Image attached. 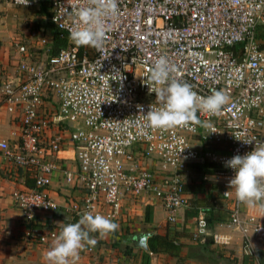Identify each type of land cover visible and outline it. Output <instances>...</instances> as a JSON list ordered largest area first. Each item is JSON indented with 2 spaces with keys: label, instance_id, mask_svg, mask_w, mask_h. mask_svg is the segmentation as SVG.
<instances>
[{
  "label": "built area",
  "instance_id": "2783aa9c",
  "mask_svg": "<svg viewBox=\"0 0 264 264\" xmlns=\"http://www.w3.org/2000/svg\"><path fill=\"white\" fill-rule=\"evenodd\" d=\"M7 1L24 10L39 2ZM45 1L50 23L65 34L67 45L34 61L17 45V75L0 81V106H11L20 120L16 145L0 141V153L33 182L13 194L24 222L56 208L45 190L65 135L75 169L63 172V182L83 191L69 202L72 217L91 212L113 222L125 199L145 196L160 204L167 223H174L188 204L181 172L189 164L211 163L218 168L212 177L222 198L231 200L220 226L236 232L245 255L253 257L250 243L264 245V224L229 188L234 172L225 161L264 142V48L255 37L264 27V0H116V13L100 18L101 44L82 47L71 39L74 30L85 27L77 13L95 5ZM161 57L169 65V83H187L203 97L223 91L228 99L221 110L213 115L198 111V124L148 126L143 114L160 106L156 93L166 87L150 79ZM51 128L54 132L47 134ZM204 141L228 148L205 149ZM153 162L161 169H152ZM206 231L199 215L195 238ZM54 237L46 232L26 239L45 243Z\"/></svg>",
  "mask_w": 264,
  "mask_h": 264
},
{
  "label": "crops",
  "instance_id": "0c3cea01",
  "mask_svg": "<svg viewBox=\"0 0 264 264\" xmlns=\"http://www.w3.org/2000/svg\"><path fill=\"white\" fill-rule=\"evenodd\" d=\"M37 11L38 4L24 10L7 0H0V81L17 75L16 64L20 58L17 45L24 46L29 61L48 55L49 33L33 28ZM32 32L34 36H31ZM19 128L17 112L9 105L0 106V141L10 147L16 145ZM53 132L51 128L47 134ZM64 137L57 168L50 174L45 190L56 208L46 214H37L30 223L24 222L15 207L13 194L28 187L27 181L32 186L31 175L16 168L0 153V264H48L45 254L53 247L62 223H74L67 207L69 202L79 200L83 191L63 182V172L75 169L72 147ZM189 165L181 173L188 204L178 211L174 223L165 221V213L156 200L145 196L127 198L113 221L118 228L104 236L90 233V238L97 243L93 246L85 241L78 255L69 258V264H264V245L251 241L254 256L248 257L243 252L240 236L220 226L231 208V200L221 196L220 185L212 175H204ZM248 208L264 224V200ZM199 215L204 217L207 225V231L200 239L194 236L195 220ZM46 232H54L56 237L45 243L26 239L28 234ZM172 232L179 233L175 238L180 245L178 257L153 255L128 244L136 234L170 235ZM88 248L91 252H87Z\"/></svg>",
  "mask_w": 264,
  "mask_h": 264
},
{
  "label": "clouds",
  "instance_id": "9594fccd",
  "mask_svg": "<svg viewBox=\"0 0 264 264\" xmlns=\"http://www.w3.org/2000/svg\"><path fill=\"white\" fill-rule=\"evenodd\" d=\"M24 3L27 4L28 0H24ZM90 4L95 6L83 8L77 13L79 22L85 25L71 33V39L77 45L99 46L104 38L100 18L107 13L115 14L117 10L116 0H90ZM168 75V62L161 57L155 62L150 79L166 87H161L156 93V102L160 106L150 108L143 114L148 126L152 128L187 126L190 122L198 124V111L213 115L227 102L228 98L223 91L214 90L209 96H199L187 83H169ZM225 166L234 172L229 180V188L234 189L239 202L254 206L264 200V142L254 143L252 151L243 156H233L225 161ZM62 224L53 247L45 254L48 264H69V258L78 255L85 241L93 246L97 243L90 238V233L104 236L118 228L117 224L105 216L91 212H84L76 223Z\"/></svg>",
  "mask_w": 264,
  "mask_h": 264
},
{
  "label": "trees",
  "instance_id": "16d2710c",
  "mask_svg": "<svg viewBox=\"0 0 264 264\" xmlns=\"http://www.w3.org/2000/svg\"><path fill=\"white\" fill-rule=\"evenodd\" d=\"M38 18H36L33 24V28H41L43 31H46L50 35V42L47 48V53L49 56L55 55L60 49L64 48L67 45V38L65 34L58 30L54 25L49 21V13L47 9V3L45 0H39L38 2ZM255 37L259 46L264 48V27H259L256 30ZM82 47V45H79ZM204 148L215 150V151H225L228 147L222 142H210L204 141L201 144ZM194 170L200 171L204 175H213L217 171V166L211 163L204 164H190L189 165ZM28 187H31L30 182H26ZM73 222L76 223L79 220V217H72ZM179 236V233L172 232L170 235H157L152 234L146 239V247L150 254H166L172 257L179 256L180 245L175 241V238ZM206 243V242H205ZM207 243H211L208 241Z\"/></svg>",
  "mask_w": 264,
  "mask_h": 264
},
{
  "label": "water",
  "instance_id": "95a60500",
  "mask_svg": "<svg viewBox=\"0 0 264 264\" xmlns=\"http://www.w3.org/2000/svg\"><path fill=\"white\" fill-rule=\"evenodd\" d=\"M150 236L149 233H140L132 236L130 242L128 243L131 247L138 248L144 251H147L145 244L146 237Z\"/></svg>",
  "mask_w": 264,
  "mask_h": 264
},
{
  "label": "rangeland",
  "instance_id": "374dc122",
  "mask_svg": "<svg viewBox=\"0 0 264 264\" xmlns=\"http://www.w3.org/2000/svg\"><path fill=\"white\" fill-rule=\"evenodd\" d=\"M152 167V169H155L156 166L157 168H159V166H161L160 164H158L157 162H153V164L150 165ZM154 167V168H153ZM182 173V172H181ZM181 177H182V174H181ZM184 177V176H183ZM184 181V180H183Z\"/></svg>",
  "mask_w": 264,
  "mask_h": 264
}]
</instances>
